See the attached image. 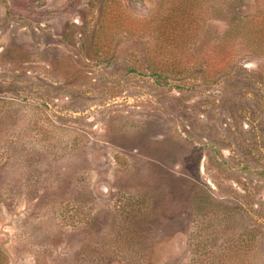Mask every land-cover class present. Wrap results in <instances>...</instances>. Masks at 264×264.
I'll return each mask as SVG.
<instances>
[{
    "label": "rangeland",
    "instance_id": "obj_1",
    "mask_svg": "<svg viewBox=\"0 0 264 264\" xmlns=\"http://www.w3.org/2000/svg\"><path fill=\"white\" fill-rule=\"evenodd\" d=\"M227 2L0 0V264H264V47Z\"/></svg>",
    "mask_w": 264,
    "mask_h": 264
},
{
    "label": "trees",
    "instance_id": "obj_2",
    "mask_svg": "<svg viewBox=\"0 0 264 264\" xmlns=\"http://www.w3.org/2000/svg\"><path fill=\"white\" fill-rule=\"evenodd\" d=\"M227 1V4L231 7L233 3L229 2V0ZM255 4L256 10L251 15L231 16L227 19L229 25L235 24L238 26L239 32L247 30L250 34V39H252V43L255 44V47L260 48L264 47V0H255ZM197 25H199V18L196 16L190 20L189 17L183 19L182 26L186 30Z\"/></svg>",
    "mask_w": 264,
    "mask_h": 264
}]
</instances>
